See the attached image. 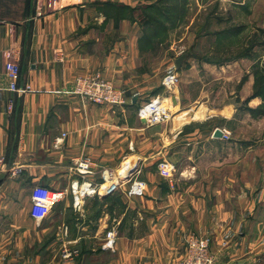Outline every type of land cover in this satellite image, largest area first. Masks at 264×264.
Here are the masks:
<instances>
[{
	"label": "crops",
	"instance_id": "0c3cea01",
	"mask_svg": "<svg viewBox=\"0 0 264 264\" xmlns=\"http://www.w3.org/2000/svg\"><path fill=\"white\" fill-rule=\"evenodd\" d=\"M146 3L0 0V264L100 263L92 253L80 254L76 260L50 254L52 227L62 230L71 225L64 223L74 210L68 183L80 182L68 172L72 160L83 155L90 159L92 172L85 181L94 183L100 181V170L117 167L122 150H127L128 138L120 140L123 128L116 126L114 112L83 102L72 89L78 78L99 72L121 87L131 102L159 96L163 76L172 74V64L161 49L144 47L140 10ZM147 55L152 57L149 63ZM7 62L19 67L18 89L29 86V91L9 90ZM175 86L165 90L171 93ZM156 155L144 153L136 160L133 179L146 182V190L134 208L144 213L152 210L149 214L159 221L149 219L148 232L141 236L120 233L117 254L104 264H175L184 250L182 234L192 224L209 230L214 264H264V177L257 179L263 185L248 206L225 208L218 200L224 199V191L221 196L212 191L219 204L210 208L208 189L201 191V198L186 192L163 194L161 176L154 169ZM35 186L61 190V199L51 211V216L62 215L60 225L51 216L43 225L33 222L31 188ZM78 221L70 228L84 231L96 226L98 217L90 225L79 217Z\"/></svg>",
	"mask_w": 264,
	"mask_h": 264
},
{
	"label": "rangeland",
	"instance_id": "374dc122",
	"mask_svg": "<svg viewBox=\"0 0 264 264\" xmlns=\"http://www.w3.org/2000/svg\"><path fill=\"white\" fill-rule=\"evenodd\" d=\"M145 6L147 13L150 12L149 15L156 21L147 28L140 24L143 35L154 33L144 47L146 50L161 49L162 55L167 53L172 74L163 76V91L159 90V96L148 95L139 102H131L121 87L111 81L122 92L123 104L94 103L75 95L76 82L89 75L74 82L72 94L85 103L112 110L118 124L116 126L123 128L119 133L120 140L128 138V141L127 150H122L123 156L118 166L112 170H100V181L86 182L85 177L89 174L82 178L72 170L74 161L86 156L72 160L68 172L80 182L68 183V197L72 198L74 210L67 213L64 223L70 226L79 224L78 217L88 225L94 224L96 217L98 222L84 231L77 227L73 230L70 226L62 230H57V225L52 227L48 236L53 243L50 254H57L63 260H76L80 254L92 253L99 257V264H104L117 254L116 245L114 253L101 250L102 239L108 232L114 231L117 239L120 233L141 236L148 232L146 222L149 219L158 223L159 220L150 215L153 214L152 210L144 213L134 208L146 190V182L133 179V168L137 166L136 160L140 154H157L154 169L161 176L163 194L186 192L201 198V191L207 189L210 190L209 195L215 191L221 196L224 191V199L218 198L219 202L225 208L235 209L248 206L258 186L263 185L257 179L264 177V94L253 96V89L254 83L264 75V0H147ZM122 14L126 15L127 12ZM181 55H185V59L176 66L175 60ZM150 59L152 57L147 55L148 63ZM167 79L172 83H168ZM170 86H175L176 90L171 93L165 90ZM154 99L160 103L168 101L172 109L165 110L168 115L166 119L147 126L139 119L138 112ZM191 110L199 111L200 118L176 126V116ZM217 129L222 133L221 138L213 137ZM126 133L127 137L124 135ZM144 137L148 138L146 142ZM128 158L133 160L127 163L126 173L122 174ZM111 181L118 185V190L113 194L117 198L99 195ZM133 186L140 193L133 194ZM36 187L39 186L31 188V193ZM82 189H95V195L84 199L80 196ZM50 192L59 193L61 190ZM213 197L211 193L210 208L213 203L219 204ZM104 198L108 199L105 201ZM102 199L105 203L100 202ZM129 206L134 209H129ZM52 210L51 207L41 218L34 217L31 210L30 216L34 223L41 222L43 225ZM105 214L108 217L101 222ZM51 217L56 218L54 222H59V225L63 221L62 215ZM182 237L184 250L188 239L202 237L209 240L211 252L212 237L207 228L192 224ZM77 238L86 243L78 244ZM37 250H41L40 247Z\"/></svg>",
	"mask_w": 264,
	"mask_h": 264
},
{
	"label": "built area",
	"instance_id": "2783aa9c",
	"mask_svg": "<svg viewBox=\"0 0 264 264\" xmlns=\"http://www.w3.org/2000/svg\"><path fill=\"white\" fill-rule=\"evenodd\" d=\"M5 71L9 80V90L11 92L25 93L30 90L29 86L24 87L23 89H18L17 82L19 78V67L15 62L5 63ZM168 83H172V81H169ZM114 89L117 90V92ZM73 93L94 103H124L122 92L119 91L110 80L104 79L100 74H91L87 78L79 79L76 82ZM8 110H11V105L8 106ZM167 116L168 115L163 112L161 103L158 99L149 101L138 112L139 119L143 120L147 126L158 124L166 119ZM73 166L72 170L82 178H84L86 174L91 173V163L87 157L78 158L74 161ZM117 190L118 185L111 181L105 186L99 195L108 197L113 195ZM131 192L133 194L140 193L135 186L132 187ZM93 195H95V189H90L89 191L82 189L80 192L82 198ZM31 197L33 201L32 213L35 215L34 217L41 218L47 214L56 202H58L61 193H54L45 188L36 187L32 191ZM193 238L194 237H191L186 241L184 253L177 264H214V258L209 249V240L202 237ZM116 240L115 232H108L105 239H102L101 250L114 253ZM64 256L66 255L64 254Z\"/></svg>",
	"mask_w": 264,
	"mask_h": 264
},
{
	"label": "trees",
	"instance_id": "16d2710c",
	"mask_svg": "<svg viewBox=\"0 0 264 264\" xmlns=\"http://www.w3.org/2000/svg\"><path fill=\"white\" fill-rule=\"evenodd\" d=\"M157 5V4H156ZM154 5V6H156ZM153 6L149 7L148 9L150 10ZM146 9L144 8L142 11V22L141 25L143 27H148V25L152 24V22L156 21L155 19L152 18V16L149 15L150 12L147 13ZM154 36V33H150V34H144L143 35V40L145 44H148L149 40L152 39V37ZM263 71H264V65L262 67ZM253 91H255V93H253V96H261L264 94V75L260 76L259 79L254 83V89Z\"/></svg>",
	"mask_w": 264,
	"mask_h": 264
},
{
	"label": "bare ground",
	"instance_id": "6f19581e",
	"mask_svg": "<svg viewBox=\"0 0 264 264\" xmlns=\"http://www.w3.org/2000/svg\"><path fill=\"white\" fill-rule=\"evenodd\" d=\"M161 108H162L163 112H165L166 109L169 110V111L172 109L171 106L169 105L168 101H166V100H163V102L161 103ZM176 117H177L176 118V120H177L176 126H177V125H180L183 122L185 123L188 120L199 119L200 118V113H199V111H197V112L196 111H192V113L190 114L189 111H186V112H183V113H181L180 115H178ZM172 125H173V123H172ZM130 160H133V159L130 158Z\"/></svg>",
	"mask_w": 264,
	"mask_h": 264
},
{
	"label": "water",
	"instance_id": "95a60500",
	"mask_svg": "<svg viewBox=\"0 0 264 264\" xmlns=\"http://www.w3.org/2000/svg\"><path fill=\"white\" fill-rule=\"evenodd\" d=\"M185 59V55H181L177 60H175V64L176 66H179L180 63ZM135 101V99L133 100ZM190 114L192 113V110L189 112ZM213 137L214 138H221L222 137V133L219 129L215 130L213 133Z\"/></svg>",
	"mask_w": 264,
	"mask_h": 264
}]
</instances>
